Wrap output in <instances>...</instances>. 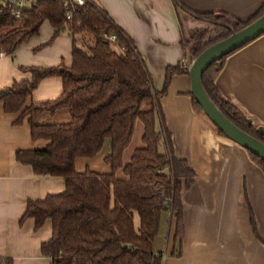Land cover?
<instances>
[{
  "label": "trees",
  "instance_id": "trees-1",
  "mask_svg": "<svg viewBox=\"0 0 264 264\" xmlns=\"http://www.w3.org/2000/svg\"><path fill=\"white\" fill-rule=\"evenodd\" d=\"M172 2L183 8L180 0ZM263 14L264 5L245 22L226 13H197V18L212 25L213 36L192 56L196 58ZM45 21L55 29L54 36L67 30L73 37L71 65L29 68L26 79L0 90V103L5 112H20L16 122L28 119L33 140L47 141L43 149L17 151L16 160L29 164L37 175L61 177L65 190L41 200H28L22 219L33 218L36 229L51 220V238L40 246L50 264H162L161 252L153 250L160 216L165 210L172 213L176 221L174 234L180 240L181 191L192 185L195 176L186 161L174 156L168 132L156 127L160 98L166 94L172 76L184 71L167 67L164 86L156 91L133 41L91 3L66 8L60 0H39L23 11L19 20L0 8V49L12 53L35 36ZM85 33L92 35V43L77 46L75 36ZM113 34L115 42L109 39ZM228 55L203 72V89L235 126L264 144V130L259 133L256 125L248 123L246 115L224 98L215 84ZM53 75L62 79L61 95L27 105L39 81ZM191 100L201 111L192 95ZM62 109L68 111V121L37 122L42 114L53 115ZM138 122L142 124V146L134 149L125 162L124 152ZM164 136L166 151L161 153ZM106 139L111 141V153L105 158L110 172H77L75 160L95 156ZM247 152L264 173V161ZM0 264L13 261L0 257Z\"/></svg>",
  "mask_w": 264,
  "mask_h": 264
},
{
  "label": "crops",
  "instance_id": "crops-1",
  "mask_svg": "<svg viewBox=\"0 0 264 264\" xmlns=\"http://www.w3.org/2000/svg\"><path fill=\"white\" fill-rule=\"evenodd\" d=\"M180 1L183 8L172 0H90L133 41L156 91L164 86L167 67L184 71L172 76L160 98L156 127L168 132L174 156L186 161L195 176L181 191L180 240L174 234L176 221L165 210L153 250L161 252L162 264H264V173L243 147L218 134L194 107L188 73L193 51L213 36L212 25L197 13H226L245 22L257 15L264 0ZM54 31L45 21L12 53L0 49V90L26 79L29 68L71 65L73 37L67 30L57 36ZM77 36L75 43L83 47ZM215 84L224 98L264 130V33L225 58ZM61 93V77H45L26 104L54 100ZM19 115L5 112L0 103V257L11 258L13 264H50L40 246L51 238V220L36 229L33 218L22 217L28 200L60 194L65 183L58 176L37 175L29 164L16 160L17 151L47 145L46 140L31 138L27 118L16 122ZM68 120V111L62 109L42 114L37 122ZM165 142L160 143L161 153L166 151ZM110 153L111 141L106 139L95 156L77 158L75 169L108 173L105 158Z\"/></svg>",
  "mask_w": 264,
  "mask_h": 264
},
{
  "label": "water",
  "instance_id": "water-1",
  "mask_svg": "<svg viewBox=\"0 0 264 264\" xmlns=\"http://www.w3.org/2000/svg\"><path fill=\"white\" fill-rule=\"evenodd\" d=\"M264 33V14L238 32H233L229 37L214 43L201 52L189 68L190 93L204 115L223 134L245 150L256 155L264 161V144L235 126L211 102L202 86L203 72L214 62L220 64V59L246 43L256 39ZM249 123L250 120L248 119ZM263 133L262 127H257Z\"/></svg>",
  "mask_w": 264,
  "mask_h": 264
},
{
  "label": "built area",
  "instance_id": "built-area-1",
  "mask_svg": "<svg viewBox=\"0 0 264 264\" xmlns=\"http://www.w3.org/2000/svg\"><path fill=\"white\" fill-rule=\"evenodd\" d=\"M39 0H0V8L8 13L15 20L21 18V14L27 8H29L33 3ZM64 7L69 8L72 5L83 6L86 3H90V0H60ZM71 12L67 13V18L69 19ZM109 39L113 42L116 40V35L113 34L109 36ZM123 50V48H122Z\"/></svg>",
  "mask_w": 264,
  "mask_h": 264
},
{
  "label": "rangeland",
  "instance_id": "rangeland-1",
  "mask_svg": "<svg viewBox=\"0 0 264 264\" xmlns=\"http://www.w3.org/2000/svg\"><path fill=\"white\" fill-rule=\"evenodd\" d=\"M79 36L81 37L82 41L85 44L92 43L93 38H92V35L90 33L80 34ZM79 36H77V37H79ZM79 41H81V40L79 39ZM141 135H142V124L138 122L136 125V128H135V131H134L133 138H132L129 146L127 147V149L124 152V161L125 162H127L129 160L134 149L142 146Z\"/></svg>",
  "mask_w": 264,
  "mask_h": 264
}]
</instances>
